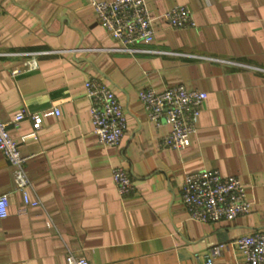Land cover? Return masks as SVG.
Segmentation results:
<instances>
[{
  "label": "crops",
  "instance_id": "0c3cea01",
  "mask_svg": "<svg viewBox=\"0 0 264 264\" xmlns=\"http://www.w3.org/2000/svg\"><path fill=\"white\" fill-rule=\"evenodd\" d=\"M111 1V0H104ZM154 39L120 52L98 24L90 0H0V121L23 110L42 114L33 131L26 117L7 130L22 155L30 200L0 153V264H66L72 253L88 264H217L241 255L233 242L264 231V0H145ZM186 7L193 27L170 28L162 14ZM40 53L37 68L21 70ZM100 80L116 96L126 130L117 146L93 134L84 83ZM182 85L206 101L181 151L161 149L169 132L149 120L138 92ZM127 171L121 196L111 179ZM218 170L243 185L251 212L213 224L191 220L181 202L184 177Z\"/></svg>",
  "mask_w": 264,
  "mask_h": 264
},
{
  "label": "built area",
  "instance_id": "2783aa9c",
  "mask_svg": "<svg viewBox=\"0 0 264 264\" xmlns=\"http://www.w3.org/2000/svg\"><path fill=\"white\" fill-rule=\"evenodd\" d=\"M98 24L114 40L120 52H131L135 44H150L154 39L152 20L145 6V0H90ZM162 19L170 28L193 27L190 11L186 7H175L162 14ZM40 53L15 54L24 56L23 68L13 70L12 75L37 68L36 57ZM251 70L264 72L258 68ZM86 98L90 102L89 113L93 134L103 146L120 144L125 130L126 120L115 94L103 82L87 78L84 83ZM138 98L145 108L148 120L156 127L165 124L169 132L161 138L160 148L184 150L189 138L196 133V124L206 101V93L190 90L182 85L156 92L150 88L138 92ZM60 115L59 110L42 114H28L23 110L16 113L10 123L0 121V153L13 169V180L22 194V206L19 213L28 208L39 206L38 200H30L27 190L30 188L24 171V163L32 156H24L19 146L8 133L7 126L18 123L28 117L33 131L40 129L45 116ZM111 179L121 196L132 190L127 171L114 168ZM181 202L191 220L200 223H216L233 220L251 212L252 206L246 197L245 189L235 177H222L218 170L197 171L184 177ZM8 196L0 195V219L7 216ZM234 249L241 255V261L234 264H264V231H256L241 236L233 242ZM219 247H214L205 255L204 264H217ZM66 264H88L85 258L67 253Z\"/></svg>",
  "mask_w": 264,
  "mask_h": 264
}]
</instances>
